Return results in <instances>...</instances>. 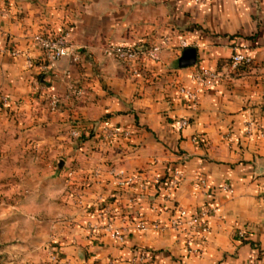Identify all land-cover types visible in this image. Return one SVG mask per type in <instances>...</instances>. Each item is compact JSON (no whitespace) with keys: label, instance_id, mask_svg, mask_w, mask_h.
I'll return each instance as SVG.
<instances>
[{"label":"crops","instance_id":"obj_1","mask_svg":"<svg viewBox=\"0 0 264 264\" xmlns=\"http://www.w3.org/2000/svg\"><path fill=\"white\" fill-rule=\"evenodd\" d=\"M63 31L79 61L45 65L33 36ZM165 39L159 61L128 65L102 51L108 43ZM182 39L197 49L194 66H180ZM237 45H246L239 50L252 63L204 87L191 107L178 86L194 87L195 71L221 70ZM13 49L21 53L12 56ZM71 86L85 95L62 99L54 109L51 97ZM5 95L10 102L2 106ZM183 118L189 124L180 128ZM73 124L81 133L78 150L74 146L78 170L67 186L78 188V227L64 248L76 254L77 264H137L141 254L160 264H264V0H0V138L14 129L28 142L55 141L63 152L65 129ZM113 126L131 137L104 141ZM95 170L101 175L93 179ZM175 170L185 179L169 199L157 187L143 189L142 179L132 188L116 184L117 177L161 179ZM43 176L44 205L51 202V186ZM20 181L29 188L34 180ZM30 202L24 198L20 205ZM211 206L218 213L203 242L198 236L188 241L169 226L180 208L193 215ZM45 209L44 222L51 219ZM142 221H159L161 228L144 230ZM240 229L247 230L245 239L238 238Z\"/></svg>","mask_w":264,"mask_h":264},{"label":"rangeland","instance_id":"obj_2","mask_svg":"<svg viewBox=\"0 0 264 264\" xmlns=\"http://www.w3.org/2000/svg\"><path fill=\"white\" fill-rule=\"evenodd\" d=\"M73 125V128L65 129L68 138L64 139L67 146L63 152L58 150L55 141L28 142L20 139L14 129L12 132L5 129V139L0 138V154L6 152L0 156V264H77L76 254H69L64 248L67 236L78 227L73 213L78 210V188L71 184L67 186L71 177L74 178V170H78L75 144L79 138L71 134L78 128ZM60 162H64L62 169H59ZM27 176L34 180L28 184L29 188H26L27 183L21 182ZM42 176L50 180L51 186V202L46 204L45 201L44 205ZM18 181L21 184H17ZM22 194L26 195L20 198ZM24 198L35 204L30 202L26 207L21 206ZM60 207L65 215L58 217ZM44 209L51 216L46 222L41 218ZM47 224H50L48 233L43 232V226Z\"/></svg>","mask_w":264,"mask_h":264},{"label":"built area","instance_id":"obj_3","mask_svg":"<svg viewBox=\"0 0 264 264\" xmlns=\"http://www.w3.org/2000/svg\"><path fill=\"white\" fill-rule=\"evenodd\" d=\"M197 2H205L208 0H196ZM237 1V0H233ZM167 39L163 43H145V44H127V43H108L102 48L103 54L108 58H114L121 61L124 64L132 65L137 62L146 61H159L161 54L164 50V43H167ZM33 43L42 51L45 65H54L57 61L63 58H71L74 62L79 61V54L77 47L69 39V33L67 31L60 32L57 35H48L43 32H39L33 36ZM180 46L184 49L189 47L186 40L182 39ZM246 48V45L235 46L234 53L230 56L224 67L221 70H198L195 71L192 78L196 85L194 87H188L186 85L178 86V92L181 97L190 104L191 107L195 108L199 102L200 94L204 87L214 85L217 80L221 77H230L239 71V69L245 65L252 63V58L246 53L239 49ZM21 53L19 49H13L10 51L12 56H18ZM28 65H32V59L28 58ZM84 89L82 87L71 86L69 90L63 95H53L51 97V104L54 109L57 108L60 101H71L76 98L83 97ZM10 102L9 96L5 95L2 97V106H7ZM189 121L186 118L179 120V127L183 128L188 126ZM252 125L249 123L247 128L248 135H252ZM71 134L75 138H80L81 133L78 129H73ZM131 137V132L126 130L122 131L120 127L113 126L107 127L102 139L106 142H110L119 136ZM260 136H264V132L260 133ZM195 143H202L197 137L192 139ZM114 173V171H112ZM100 171H94L92 178L96 179L100 176ZM118 176V175H117ZM137 179H142V188L145 190L152 189L158 186L159 178L147 179L141 178V176H127L123 179L117 177L116 184L123 188H132L136 183ZM185 179V173L180 170L172 172L166 182L165 191L166 197L169 199L172 192L178 188V186ZM198 184L201 187H205L207 184L206 179L203 176L198 177ZM229 192H232L231 188L226 186ZM261 196L264 198V184L261 188ZM218 213L217 206H211L198 212L197 214H189L186 208L178 209L177 213L169 221V226L175 230H181L186 233L188 241L198 236V239L203 242L206 235L209 233L210 225L209 220L215 217ZM141 228L147 230L161 228L159 221H154L151 224H147L142 221ZM246 229H240L237 232V236L240 239H245L247 236ZM116 238L123 241L121 234H116ZM137 264H160L153 260V258L146 254H141L135 259Z\"/></svg>","mask_w":264,"mask_h":264},{"label":"water","instance_id":"obj_4","mask_svg":"<svg viewBox=\"0 0 264 264\" xmlns=\"http://www.w3.org/2000/svg\"><path fill=\"white\" fill-rule=\"evenodd\" d=\"M197 63V49L194 47L185 48L180 59V66H194ZM64 162H60L59 169H62Z\"/></svg>","mask_w":264,"mask_h":264},{"label":"trees","instance_id":"obj_5","mask_svg":"<svg viewBox=\"0 0 264 264\" xmlns=\"http://www.w3.org/2000/svg\"><path fill=\"white\" fill-rule=\"evenodd\" d=\"M169 176H170V173H168L167 175H165L163 178L159 180L157 188L160 193L165 191L166 182L168 181Z\"/></svg>","mask_w":264,"mask_h":264}]
</instances>
